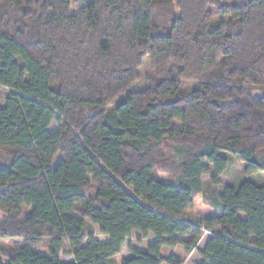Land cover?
<instances>
[{
  "label": "trees",
  "instance_id": "obj_1",
  "mask_svg": "<svg viewBox=\"0 0 264 264\" xmlns=\"http://www.w3.org/2000/svg\"><path fill=\"white\" fill-rule=\"evenodd\" d=\"M73 1L0 0V240L24 242L0 247V264H117L135 232L147 250L120 264H182L164 248L189 253L205 233L198 264H264V184H227L218 214L184 221L206 164L214 186L225 154L264 172V0H95L75 14ZM168 164L178 184L154 178ZM44 240L49 256L33 250Z\"/></svg>",
  "mask_w": 264,
  "mask_h": 264
},
{
  "label": "rangeland",
  "instance_id": "obj_2",
  "mask_svg": "<svg viewBox=\"0 0 264 264\" xmlns=\"http://www.w3.org/2000/svg\"><path fill=\"white\" fill-rule=\"evenodd\" d=\"M95 0H75L71 3L72 13L75 14L80 8L89 5L90 3L94 2ZM139 73L142 76V78H147L152 74L151 71V58L146 56L143 60V64L141 68L139 69ZM144 87V82L141 81L139 84H137L134 87L129 88L125 93L121 94L119 97H117L114 101L109 103L107 105L108 110H113L115 107H117L121 102H123L126 99V96L128 93L140 91ZM10 91L9 89L0 87V102L4 105L5 99L9 95ZM58 117V116H57ZM60 126L59 122H53L51 126L49 127L50 132H55L58 130ZM166 145V146H165ZM165 148V151L167 153L170 152V146L167 144H164L163 149ZM229 158V166L227 170V176L223 179V184L219 186H214L211 182V178L214 174L213 167L209 164H206L207 166H210L211 172L208 175H204L202 177L203 180V190L200 194H198L195 197L194 200V206L192 209H190L184 218V221L191 222L193 224H199L201 223L205 218L216 215L219 212L215 211L211 205H210V199L218 192L222 193L226 187L227 184L238 187L241 183L244 181H252L258 185L264 184V172L258 173L255 175H246L245 174V165L244 163L234 155H228L225 154ZM59 158L56 159V162ZM4 162L3 158H0V166ZM176 167L175 164H168V165H162L161 169H157V171L154 174V178L156 180L168 183V184H178L179 178L177 177L176 173ZM95 193V189L91 187L88 190V195H93ZM82 209L81 205H77L75 209V214L78 215V212ZM30 208L25 209L23 216L21 217V220H25L30 215ZM2 216V213L0 212V217ZM88 226L91 227L94 231L98 233L97 226L93 225L90 220L86 221ZM209 237V234H206L203 236L201 242L199 243L197 249L185 253L180 247L171 249V248H164L163 256L165 259H169L171 255L176 256L178 259L182 261V264H198L201 261V257L199 255V250L204 248V245ZM142 238L141 233L135 232L131 238L127 239L126 243L122 247L121 253L115 257V260L117 264H120L121 260L123 258H126L131 255L129 251V247H133L139 251H146L147 250V243L146 242H138L139 239ZM87 243H85L86 245ZM24 242L22 240H0V247L4 246L6 248H12L15 246H23ZM33 250L40 255L43 256H49L50 254V241L44 240L43 243L40 245H37L33 248ZM73 250L68 248L67 246H64L63 251L61 252L60 258L62 261L70 262L73 260L72 256L70 255ZM166 264V263H164Z\"/></svg>",
  "mask_w": 264,
  "mask_h": 264
}]
</instances>
